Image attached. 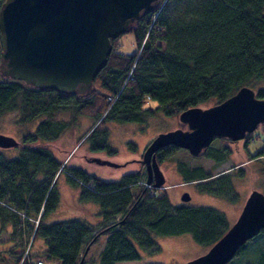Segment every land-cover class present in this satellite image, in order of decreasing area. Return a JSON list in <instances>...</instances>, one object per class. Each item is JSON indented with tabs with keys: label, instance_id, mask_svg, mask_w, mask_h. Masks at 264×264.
Masks as SVG:
<instances>
[{
	"label": "trees",
	"instance_id": "obj_1",
	"mask_svg": "<svg viewBox=\"0 0 264 264\" xmlns=\"http://www.w3.org/2000/svg\"><path fill=\"white\" fill-rule=\"evenodd\" d=\"M174 1L161 0L160 7L129 33L135 45L132 54L122 51L121 36L111 41L107 64L87 94L0 79V119L16 115L21 143L15 157L0 151V230L11 224L14 237L9 248L0 249V264H44V257L80 264L88 247L83 264L141 261L143 252L159 253L158 236L190 235L196 244L210 248L230 228L225 214L215 208L173 206L165 192L146 187L140 171L104 181L82 167L66 165L51 151L52 144L81 125L84 117L93 123L80 146L113 157L117 151L110 145L108 123L145 125L160 113L173 117L210 101L220 104L245 86L264 98V0H192L193 10L184 18L168 12ZM4 2L0 0V9ZM177 150L171 146L158 151V163L171 160ZM200 156L222 164L228 153L209 147ZM251 156L263 157L264 148ZM177 168L186 182L199 183L203 193L230 203L237 200L231 175L214 179L202 167L181 160ZM61 176L77 190L80 204L99 207L95 222L50 219L61 205ZM15 236L30 241L17 260L11 257L16 253ZM104 236L98 259L90 261L92 246ZM258 236L239 250L238 259L250 254L252 264H264ZM35 240L43 243L37 252L31 251ZM10 250V257L4 254ZM237 260L229 264H245Z\"/></svg>",
	"mask_w": 264,
	"mask_h": 264
},
{
	"label": "water",
	"instance_id": "obj_2",
	"mask_svg": "<svg viewBox=\"0 0 264 264\" xmlns=\"http://www.w3.org/2000/svg\"><path fill=\"white\" fill-rule=\"evenodd\" d=\"M160 4L161 0H5L0 9V75L36 89L87 94L107 64L111 41L130 33ZM179 120L188 130L159 134L143 153L146 183L156 189L166 182L158 151L172 146L197 157L216 138L242 140L264 123V98L245 86L216 106L184 111ZM19 144L16 138L0 134L1 149ZM89 161L119 167L97 157ZM190 199L189 193L182 197L185 202ZM263 230L264 193L253 190L227 232L205 254L186 264H229Z\"/></svg>",
	"mask_w": 264,
	"mask_h": 264
},
{
	"label": "rangeland",
	"instance_id": "obj_3",
	"mask_svg": "<svg viewBox=\"0 0 264 264\" xmlns=\"http://www.w3.org/2000/svg\"><path fill=\"white\" fill-rule=\"evenodd\" d=\"M191 4L192 0H175L170 4L168 12H171L172 15L179 14L181 18H184L185 12H191L193 10ZM119 43L122 45V51L124 53L132 54L135 51L132 34L128 33L121 36ZM161 49L162 51L166 50V45L164 43H161ZM0 77L2 76L0 75ZM218 104L219 103L215 101H210L202 105L201 108H210ZM150 105L153 107L156 106L154 102H151ZM179 116L180 115L168 117L160 113L150 118L145 125L137 123H108L107 128L110 133V145L117 151V154L113 157H108L104 153H90L86 144L80 146L83 141L81 140L83 134L93 123L90 118L84 117L81 119V125L77 126L73 131L63 135L52 144L51 151L66 165L82 167L88 173L96 175L104 181H118L120 177L126 173L140 171L143 177V183L146 187H150L152 185L146 183V167L141 164L143 153L146 147L151 144V141L159 134L179 128L185 131L188 130L187 126L180 122ZM15 118L16 115L9 114L0 119V134L12 136L20 141V135L14 123ZM221 139L222 138H216L210 147L219 150L222 149L228 153L227 160L224 163L216 164L212 159L206 157H194L187 150L178 148L180 150L175 151L171 160L160 164L166 182L159 190L167 194L171 204L175 207L205 206L215 208L225 214L231 226L238 219L250 193L253 190L264 193V156H251H256V154L264 148V123L260 124L254 132L247 133V136L242 140L232 141L228 138ZM131 143L136 145V148L133 149L130 145ZM20 149L21 143L17 147L11 149L0 148V151L7 150L10 157H15L18 155ZM93 157L110 160L118 164L119 167L113 168L92 163L89 160ZM180 160L185 162L189 167H202L206 172L213 175L214 179L224 175H231L234 188L238 193L235 203H230L216 196L203 193L199 189V183L186 182L184 175L177 168V163ZM58 189L61 193V205L58 212L50 218L51 220L78 217L83 220L86 219V221H96L95 215L96 212L100 210L99 207L96 204H80L78 202L77 190L69 186L64 176H61L58 180ZM185 193L191 195L190 201L185 202L182 200ZM18 236H15L14 242L16 244V253L11 255L15 260L18 258L17 255L24 250L23 248L28 249L30 246V241L24 242V237L19 238ZM13 238L11 224L3 226L0 230V249L4 250L9 248L8 246L12 245L10 241ZM258 238L259 247L263 248L264 233L261 232ZM106 239L107 237L104 236L97 244L92 246L88 258L90 261L91 259H98V255L103 249ZM155 241L160 247L159 253L149 255L143 252L141 261L122 262L118 264H186L187 261L205 254L209 249L196 244L190 235L172 237L158 236L155 238ZM250 242L251 241L247 242V244ZM41 245H43L41 240H35L31 251H39ZM10 252L11 250L4 252V254L10 257ZM27 252L26 250L21 257L24 258ZM237 259L238 257L234 258L233 261L235 262ZM43 261L44 264H60L59 260L48 257H44ZM237 262L252 264L253 259L252 256L248 254L240 257Z\"/></svg>",
	"mask_w": 264,
	"mask_h": 264
},
{
	"label": "flooded vegetation",
	"instance_id": "obj_4",
	"mask_svg": "<svg viewBox=\"0 0 264 264\" xmlns=\"http://www.w3.org/2000/svg\"><path fill=\"white\" fill-rule=\"evenodd\" d=\"M0 79H8V78L0 77Z\"/></svg>",
	"mask_w": 264,
	"mask_h": 264
},
{
	"label": "built area",
	"instance_id": "obj_5",
	"mask_svg": "<svg viewBox=\"0 0 264 264\" xmlns=\"http://www.w3.org/2000/svg\"><path fill=\"white\" fill-rule=\"evenodd\" d=\"M37 264H42V262H38Z\"/></svg>",
	"mask_w": 264,
	"mask_h": 264
}]
</instances>
